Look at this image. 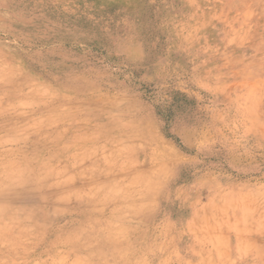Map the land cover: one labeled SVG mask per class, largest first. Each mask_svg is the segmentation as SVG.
Wrapping results in <instances>:
<instances>
[{
	"label": "rangeland",
	"instance_id": "obj_1",
	"mask_svg": "<svg viewBox=\"0 0 264 264\" xmlns=\"http://www.w3.org/2000/svg\"><path fill=\"white\" fill-rule=\"evenodd\" d=\"M0 264H264V0H0Z\"/></svg>",
	"mask_w": 264,
	"mask_h": 264
},
{
	"label": "bare ground",
	"instance_id": "obj_2",
	"mask_svg": "<svg viewBox=\"0 0 264 264\" xmlns=\"http://www.w3.org/2000/svg\"><path fill=\"white\" fill-rule=\"evenodd\" d=\"M14 172V171H13Z\"/></svg>",
	"mask_w": 264,
	"mask_h": 264
}]
</instances>
